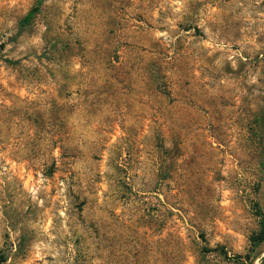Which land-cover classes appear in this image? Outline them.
<instances>
[{
  "label": "rangeland",
  "instance_id": "1",
  "mask_svg": "<svg viewBox=\"0 0 264 264\" xmlns=\"http://www.w3.org/2000/svg\"><path fill=\"white\" fill-rule=\"evenodd\" d=\"M262 215L264 0H0L4 264H264Z\"/></svg>",
  "mask_w": 264,
  "mask_h": 264
},
{
  "label": "trees",
  "instance_id": "2",
  "mask_svg": "<svg viewBox=\"0 0 264 264\" xmlns=\"http://www.w3.org/2000/svg\"><path fill=\"white\" fill-rule=\"evenodd\" d=\"M38 11V8L37 7H34L33 9H31L27 15L24 17L23 20H21L20 22V27L22 28L24 25L28 24L30 22V20L33 18V16L36 14V12ZM5 62L7 63H11V64H14L15 62L13 61H9V60H5ZM260 230L256 236V239H255V242L257 244H261L264 242V216L262 215V218H261V222H260ZM5 260H4V256H0V264H4Z\"/></svg>",
  "mask_w": 264,
  "mask_h": 264
}]
</instances>
